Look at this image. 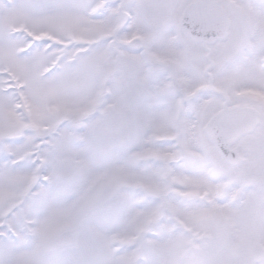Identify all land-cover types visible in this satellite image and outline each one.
Returning a JSON list of instances; mask_svg holds the SVG:
<instances>
[{
  "label": "snow or ice",
  "instance_id": "6c2138e0",
  "mask_svg": "<svg viewBox=\"0 0 264 264\" xmlns=\"http://www.w3.org/2000/svg\"><path fill=\"white\" fill-rule=\"evenodd\" d=\"M0 264H264V0H0Z\"/></svg>",
  "mask_w": 264,
  "mask_h": 264
}]
</instances>
